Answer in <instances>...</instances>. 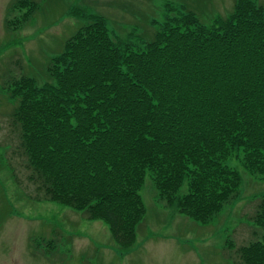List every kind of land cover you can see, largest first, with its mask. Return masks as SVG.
<instances>
[{
    "label": "trees",
    "instance_id": "trees-1",
    "mask_svg": "<svg viewBox=\"0 0 264 264\" xmlns=\"http://www.w3.org/2000/svg\"><path fill=\"white\" fill-rule=\"evenodd\" d=\"M39 9L15 0L5 24ZM70 13L79 26L48 59L47 81L23 74L2 88L38 201L104 222L128 253L146 214L147 174L159 203L200 226L239 197L228 160L264 179V3L235 0L210 25L185 11L125 41L109 36L102 15ZM250 220L260 239L226 245L238 264H264V196Z\"/></svg>",
    "mask_w": 264,
    "mask_h": 264
},
{
    "label": "rangeland",
    "instance_id": "rangeland-1",
    "mask_svg": "<svg viewBox=\"0 0 264 264\" xmlns=\"http://www.w3.org/2000/svg\"><path fill=\"white\" fill-rule=\"evenodd\" d=\"M14 1L0 0V264H238L235 250L226 244L232 241L236 249L260 239L261 230L257 237L252 234L250 218L264 196V179L246 172L237 158L226 164L242 178L239 197L205 226L159 203L147 174L140 191L144 220L133 249L119 253L104 222L36 199L11 124L13 107L2 90L11 76L27 74L39 84L47 81L42 71L48 59L79 26L70 13L73 8L102 15L109 36L125 41L131 34L133 39L142 33L150 37L159 24L185 11L210 25L215 17L228 15L235 0H33L40 9L31 20L7 27Z\"/></svg>",
    "mask_w": 264,
    "mask_h": 264
}]
</instances>
